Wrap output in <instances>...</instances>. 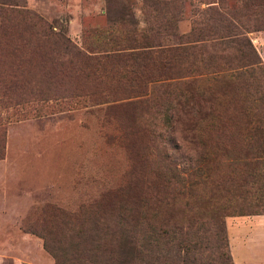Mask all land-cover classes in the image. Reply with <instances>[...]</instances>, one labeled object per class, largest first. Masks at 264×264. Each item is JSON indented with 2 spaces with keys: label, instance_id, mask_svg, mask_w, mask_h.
<instances>
[{
  "label": "trees",
  "instance_id": "trees-1",
  "mask_svg": "<svg viewBox=\"0 0 264 264\" xmlns=\"http://www.w3.org/2000/svg\"><path fill=\"white\" fill-rule=\"evenodd\" d=\"M164 7L158 12H166ZM212 10L211 23L200 29L209 32L208 42L161 44L155 36L160 32L143 34L133 21L127 29L115 28L109 18L106 48L90 55L35 12L0 5V91L7 101L19 96L15 91L23 85L16 82L29 80L20 68L25 61L32 65L28 75L35 67L50 82L96 79V72L127 82L174 79L164 83L174 86L166 89L173 116L162 118L165 134L149 154V185L157 188L173 178L181 196L210 185L209 211L189 210L172 224V216L160 218L156 211L163 202L159 192L142 196L138 184L99 211L54 207L51 228L29 230L42 238L54 264H233L222 216L264 214V67L246 34L264 29V0H243L226 13ZM250 12L251 26L240 18ZM161 26L175 35L171 21ZM3 143L0 126V157ZM201 198L196 197L199 206Z\"/></svg>",
  "mask_w": 264,
  "mask_h": 264
},
{
  "label": "rangeland",
  "instance_id": "rangeland-1",
  "mask_svg": "<svg viewBox=\"0 0 264 264\" xmlns=\"http://www.w3.org/2000/svg\"><path fill=\"white\" fill-rule=\"evenodd\" d=\"M165 1L170 0H0V5L35 12L53 30H59L86 54L93 55L106 48L105 26L109 18L114 27L127 29V21H133L143 34L160 32L155 36L161 44H185L181 41L186 40L187 44H198L209 41V32L206 35L200 29L211 23L213 7L226 13L237 9L243 0H177L164 7ZM159 7L167 11L159 13ZM240 18L251 26L254 14ZM120 20L125 23H116ZM164 20L173 23L175 35L167 34L170 29L166 27L163 31ZM246 34L264 67V29ZM201 38L207 40H198ZM21 59L33 63L35 56L23 55ZM31 66L27 61L20 65L24 78L29 80L16 82L23 85L15 91L19 94L14 97L17 100L7 101L0 91V126L4 127L0 264H54L43 248L42 238L29 230L44 228L46 232L51 228L54 207L74 213L102 210L109 202L129 195L133 184H138L142 196L159 192L163 202L156 211L160 218L172 216L170 224L189 210L204 214L209 211L208 184L182 196L173 178L162 179L157 188L149 185V154L160 146L165 134L162 118L173 116L167 107L170 97L166 89L174 86L164 83L174 79L127 82L118 74L108 77L96 72V79L77 76L67 82H50L39 76L35 67L28 75L26 69ZM231 96L236 95L221 98ZM174 133L178 134V125ZM197 195L202 197L200 206ZM251 216L255 215L222 216L229 253L232 249L240 258L235 257V264H243L241 259L245 257L253 264H264L263 235L256 243L247 242L243 250L238 248L237 234L249 231L250 242L256 234H262L263 223V228L253 225L246 219Z\"/></svg>",
  "mask_w": 264,
  "mask_h": 264
},
{
  "label": "crops",
  "instance_id": "crops-1",
  "mask_svg": "<svg viewBox=\"0 0 264 264\" xmlns=\"http://www.w3.org/2000/svg\"><path fill=\"white\" fill-rule=\"evenodd\" d=\"M242 217H246V216H242ZM252 218H246L247 220H249V222L251 223H253V225H255V226H259L258 224H260V226L259 227H262L263 228V226H264V215H255V216H251ZM262 223H263V226H261L262 225ZM250 233H249V231H247L246 233H241V234H237L238 235V237H239V243H238V248H240V249H244L245 247H246V244H247V242H249V243H256V242H258V238L259 237H262V235L264 236V229L262 230V234L261 235H259V234H256L255 235V240L254 241H252V242H250L251 241V238L249 239V238H247V236L249 235ZM249 239V241H247ZM231 248V247H230ZM235 253H233V250L231 249V251H230V255H231V259H232V263L233 264H235V257L237 256L238 257V253H236L235 255H234ZM239 258V257H238ZM240 259V258H239ZM241 262L244 264V263H246V264H253V261H251L248 257L246 258H242L241 259ZM260 263V262H259Z\"/></svg>",
  "mask_w": 264,
  "mask_h": 264
}]
</instances>
